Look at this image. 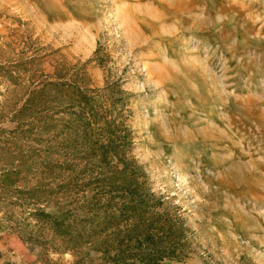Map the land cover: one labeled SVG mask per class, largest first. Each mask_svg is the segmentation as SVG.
<instances>
[{
    "label": "rangeland",
    "instance_id": "1",
    "mask_svg": "<svg viewBox=\"0 0 264 264\" xmlns=\"http://www.w3.org/2000/svg\"><path fill=\"white\" fill-rule=\"evenodd\" d=\"M0 264H264V0H0Z\"/></svg>",
    "mask_w": 264,
    "mask_h": 264
},
{
    "label": "bare ground",
    "instance_id": "2",
    "mask_svg": "<svg viewBox=\"0 0 264 264\" xmlns=\"http://www.w3.org/2000/svg\"><path fill=\"white\" fill-rule=\"evenodd\" d=\"M207 16V15H206ZM203 20V19H202ZM229 118V117H228Z\"/></svg>",
    "mask_w": 264,
    "mask_h": 264
}]
</instances>
